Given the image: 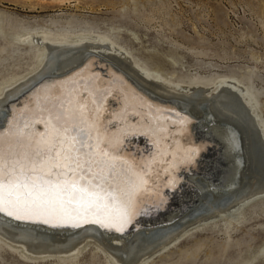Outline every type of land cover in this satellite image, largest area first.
Segmentation results:
<instances>
[{
    "label": "bare ground",
    "instance_id": "bare-ground-1",
    "mask_svg": "<svg viewBox=\"0 0 264 264\" xmlns=\"http://www.w3.org/2000/svg\"><path fill=\"white\" fill-rule=\"evenodd\" d=\"M38 34H17L26 47L18 44L22 49L16 51H31L35 61L25 75L0 84V133L7 134L9 121L13 130L27 121L25 131L44 132L41 121L47 118L43 109L49 98L76 89L89 106L96 99L105 115L127 109L131 122L156 129L155 135L125 147L137 161L156 157L159 176L153 174V180L160 195L142 199L119 231L74 216L16 219L0 211V241L32 258H68L93 243L111 264H144L187 232L191 222L170 224L186 218L184 213L198 199L208 201L203 214L192 220L205 224L230 217L264 196L263 125L251 94L235 81L188 84L158 75L153 84L148 80L155 72L107 37L90 31L62 34L73 38L68 43ZM154 139L160 140L161 155L156 154ZM186 154L190 163L181 159ZM62 231L69 235L58 237Z\"/></svg>",
    "mask_w": 264,
    "mask_h": 264
},
{
    "label": "rangeland",
    "instance_id": "rangeland-1",
    "mask_svg": "<svg viewBox=\"0 0 264 264\" xmlns=\"http://www.w3.org/2000/svg\"><path fill=\"white\" fill-rule=\"evenodd\" d=\"M0 25V84L34 65L31 51H16L26 47L17 34L34 31L70 43L73 38L62 34L90 31L155 72L148 80L153 84L158 75L188 84L235 81L251 94L264 131V0H0ZM205 201L191 203L186 218L170 224L191 222L144 264H264V196L230 217L193 221ZM0 264L111 262L93 243L68 258H32L0 241Z\"/></svg>",
    "mask_w": 264,
    "mask_h": 264
},
{
    "label": "snow or ice",
    "instance_id": "snow-or-ice-1",
    "mask_svg": "<svg viewBox=\"0 0 264 264\" xmlns=\"http://www.w3.org/2000/svg\"><path fill=\"white\" fill-rule=\"evenodd\" d=\"M43 111L44 132L25 131L27 121L13 130L9 121L0 133V211L16 219L74 216L119 231L142 199L160 195L156 157L137 161L125 147L155 135L154 127L131 122L127 109L105 115L76 89L53 94ZM152 142L161 155L160 140Z\"/></svg>",
    "mask_w": 264,
    "mask_h": 264
},
{
    "label": "water",
    "instance_id": "water-1",
    "mask_svg": "<svg viewBox=\"0 0 264 264\" xmlns=\"http://www.w3.org/2000/svg\"><path fill=\"white\" fill-rule=\"evenodd\" d=\"M87 227V226H86ZM81 228H83V227H81Z\"/></svg>",
    "mask_w": 264,
    "mask_h": 264
}]
</instances>
